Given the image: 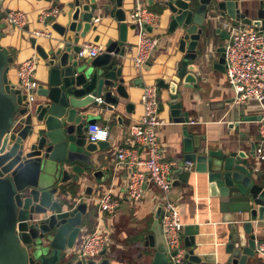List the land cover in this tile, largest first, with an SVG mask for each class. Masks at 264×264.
<instances>
[{"label":"water","instance_id":"obj_1","mask_svg":"<svg viewBox=\"0 0 264 264\" xmlns=\"http://www.w3.org/2000/svg\"><path fill=\"white\" fill-rule=\"evenodd\" d=\"M0 0V40L5 35L4 11ZM150 3L153 0H149ZM172 12L169 32L181 30L178 49L183 54L172 81L160 79L159 88L168 89L167 105L171 118L182 126L183 162L173 174L188 183L195 180L205 189L221 215L223 236L227 235L224 254L197 252L199 225H185L183 262L177 263L162 228L164 211L157 210L153 223L144 231L145 249L128 264H258L257 232L264 227V158L243 149H212L190 126L189 112L183 110L180 86L198 89L204 81L196 65L202 58L199 45L211 51L215 36L228 40L229 33L209 28L223 12L242 24L264 30V0H163ZM124 0H74L67 25L53 23L63 37L48 49L33 37L31 43L49 68L48 77L39 83L36 97L27 94L9 77L13 57L0 43V264H116L106 250L96 258H78L73 251L82 231L83 216L96 204L94 185L102 180L96 170L100 151L109 141L91 142L87 131L94 124L93 110L103 96L108 104L119 103L128 92L123 77L128 31ZM111 16L120 21L119 41L110 40L95 57L78 58L79 40L100 20L99 9L110 4ZM257 8V9H256ZM256 9V18L250 16ZM133 28V27H132ZM152 31V27L147 26ZM206 40V41H205ZM1 42V41H0ZM209 48V49H208ZM220 54L214 68L226 72V44L216 48ZM205 54V53H204ZM203 54V55H204ZM205 57L208 55L205 54ZM209 58V57H208ZM130 107V105H128ZM160 102V109H164ZM249 116L248 120L260 118ZM185 161V162H184ZM186 161L194 169H187ZM83 184L86 189L80 192ZM75 195V197H74ZM145 232V233H144ZM213 255V256H211ZM118 263H120L118 261Z\"/></svg>","mask_w":264,"mask_h":264},{"label":"crops","instance_id":"obj_2","mask_svg":"<svg viewBox=\"0 0 264 264\" xmlns=\"http://www.w3.org/2000/svg\"><path fill=\"white\" fill-rule=\"evenodd\" d=\"M74 0H4L2 10L4 11L3 22L5 23V35L1 38V45L6 47L13 62L10 63L9 77L17 85V69L19 65L33 56L39 57V64L36 70V79L39 83L48 77L49 68L46 62L39 56L35 47L31 43L34 37V29L49 30L50 38H38V43L44 45L46 49L55 45L63 37L53 28V23L67 25L70 21L73 9L69 3ZM147 5L154 13L159 15V26L152 29V34L159 37V46L152 55L149 63L137 69L134 66L133 57L136 55V45L139 41V29L133 25L129 28L127 48L125 57L119 59L123 65V77L125 80L128 97H120L119 103L108 104L104 102L93 110L95 123L108 125L110 129L109 146L100 151L96 170L102 171V180L98 183L92 180L90 183L95 189L92 197H98L103 192L109 190L117 206L114 212L101 215L98 205L93 204L88 207L87 213L83 216L82 231L80 235H85L96 227L105 226L111 229L113 244L111 250H106V256L115 258L120 263L128 264L133 262L139 252L145 249L143 231L149 227L155 218L157 210L165 201V193L157 186L148 183L143 198L138 202H132L127 196L128 170L125 166L117 164L116 152L121 147H136L137 144L129 136L128 131L132 124L136 123L144 112L142 104V93L144 85L157 84L160 79L172 81L176 76L179 62L183 54L178 49V41L181 30L175 33L169 32L172 12L164 5L163 0H124L123 8L128 15L139 5ZM116 7L115 3L110 4L106 10L99 9L96 13L100 20L95 22L85 37L78 42L79 45L92 43L102 45L119 41L120 21L115 16H111L110 11ZM58 8L59 13L49 16L45 21L40 19L43 12ZM257 9V8H256ZM256 9L253 18H256ZM11 10H23L28 14V24L23 28L13 26L8 21L7 14ZM220 16V22L216 19L214 25L209 30L214 33L216 27H221L228 21L235 25H243L238 21L227 17L223 12L216 13ZM127 21V20H126ZM224 31V29L222 28ZM215 45L210 51H205L206 45H199L202 58L196 61V65L203 72L204 81L198 89H187L180 86V98L183 103V110L189 112L190 126L197 130L199 134L205 136V141L209 148L221 149L232 146L236 149H243L249 152L251 144H260V133L258 119L248 120L249 116L260 114V105L256 101L237 103L235 101L236 92L230 85L226 72L214 68L220 54L216 48L224 45L226 40L221 36H215ZM206 41V40H205ZM209 49V48H208ZM208 57H205V54ZM204 54V55H203ZM90 58V57H85ZM159 87V86H158ZM160 102L164 109H160V116L165 123L159 127L163 160L183 162V130L184 123L175 122L170 116L167 105L169 99L168 89L159 88ZM130 105V107H128ZM142 155L146 156V151L142 150ZM185 162V161H184ZM187 162V161H186ZM194 169V165L192 166ZM197 174H193L188 183L180 179L179 174H173V186L168 197L175 201L181 211L185 225H199L203 234L197 235L199 253L224 254L228 242L227 235L223 236L221 215L216 205L208 197L205 189L195 180ZM87 184H83L78 190L76 197L80 198V192L86 189ZM75 197V195H74ZM145 233V232H144ZM257 239L264 242V227L257 232ZM185 235V231H184ZM81 236V238H82ZM185 239V236H184ZM186 250L188 249L185 246ZM131 249L132 255H119L121 251ZM213 256V255H211ZM249 264V262H248ZM258 264H264V258L258 260Z\"/></svg>","mask_w":264,"mask_h":264},{"label":"built area","instance_id":"obj_3","mask_svg":"<svg viewBox=\"0 0 264 264\" xmlns=\"http://www.w3.org/2000/svg\"><path fill=\"white\" fill-rule=\"evenodd\" d=\"M59 13L58 8L43 12L40 19L45 21L49 16ZM8 21L13 26L23 28L28 24V14L23 10H11L7 14ZM126 22L137 26L139 29V41L136 45V55L133 57L134 66L141 70L149 63L152 55L159 46V37L147 30L159 26V15L151 11L147 5H139L129 15ZM222 28L229 33L226 43V74L230 85L236 92L235 101L245 103L256 101L260 105V118L258 127L260 144L256 153L259 158H264V30L258 27L235 25L224 22ZM32 35L35 38H50L49 30L34 29ZM105 48L99 44L84 43L78 52V58L95 57ZM39 57L33 56L23 61L17 69L18 83L22 92L27 94L29 101L36 97L39 82L36 79V70ZM144 112L140 119L132 124L128 134L137 144L136 147H121L115 156L117 164L123 165L128 170L126 192L128 198L138 203L144 196L148 183L160 188L166 195L162 204L164 215L162 228L166 235L171 251H176L174 259L177 263L183 262L187 252L184 245L185 223L178 204L172 201L168 195L173 186V171L178 167L177 161L163 160L159 127L165 121L160 116V90L157 84H146L142 93ZM99 104H103V98L98 97ZM110 129L108 125L100 123L90 124L87 131L88 140L91 142L107 141ZM146 151V156L142 155ZM187 169H192L193 163H185ZM96 204L101 215L115 211L117 202L112 193L107 190L97 197ZM113 244L111 229L99 226L83 235L73 251L78 258H96L104 250ZM258 253L264 258V242L257 246Z\"/></svg>","mask_w":264,"mask_h":264},{"label":"rangeland","instance_id":"obj_4","mask_svg":"<svg viewBox=\"0 0 264 264\" xmlns=\"http://www.w3.org/2000/svg\"><path fill=\"white\" fill-rule=\"evenodd\" d=\"M111 250V248H108V250L107 251H110ZM110 252H112V251H110ZM122 253H118L119 255H124V256H130V255H132V252H134V251H132L131 249H127V251L125 252V251H121Z\"/></svg>","mask_w":264,"mask_h":264},{"label":"flooded vegetation","instance_id":"obj_5","mask_svg":"<svg viewBox=\"0 0 264 264\" xmlns=\"http://www.w3.org/2000/svg\"><path fill=\"white\" fill-rule=\"evenodd\" d=\"M226 43H227V40H226L225 44H226ZM81 236H82V235L79 236V239H78V242H77V243L80 242V240H81Z\"/></svg>","mask_w":264,"mask_h":264}]
</instances>
